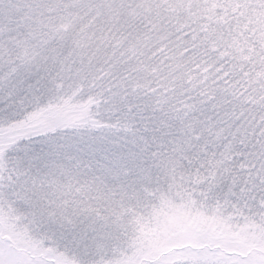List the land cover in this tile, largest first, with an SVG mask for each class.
Listing matches in <instances>:
<instances>
[{"label":"snow or ice","instance_id":"obj_1","mask_svg":"<svg viewBox=\"0 0 264 264\" xmlns=\"http://www.w3.org/2000/svg\"><path fill=\"white\" fill-rule=\"evenodd\" d=\"M0 264H264V0H0Z\"/></svg>","mask_w":264,"mask_h":264}]
</instances>
